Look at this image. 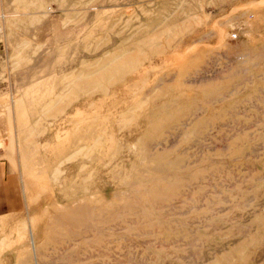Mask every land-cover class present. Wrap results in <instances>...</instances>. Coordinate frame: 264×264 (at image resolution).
<instances>
[{"label":"rangeland","instance_id":"1","mask_svg":"<svg viewBox=\"0 0 264 264\" xmlns=\"http://www.w3.org/2000/svg\"><path fill=\"white\" fill-rule=\"evenodd\" d=\"M0 264H264V0H0Z\"/></svg>","mask_w":264,"mask_h":264},{"label":"bare ground","instance_id":"2","mask_svg":"<svg viewBox=\"0 0 264 264\" xmlns=\"http://www.w3.org/2000/svg\"><path fill=\"white\" fill-rule=\"evenodd\" d=\"M1 150H2V147H1V145H0V152H1Z\"/></svg>","mask_w":264,"mask_h":264}]
</instances>
